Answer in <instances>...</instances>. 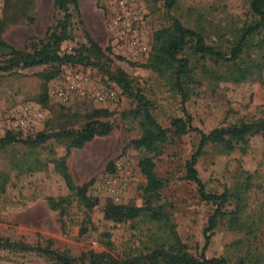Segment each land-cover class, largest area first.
<instances>
[{
	"label": "rangeland",
	"instance_id": "374dc122",
	"mask_svg": "<svg viewBox=\"0 0 264 264\" xmlns=\"http://www.w3.org/2000/svg\"><path fill=\"white\" fill-rule=\"evenodd\" d=\"M176 1L168 10L163 0H79V9H71V39L62 44V51L71 53L94 41L100 50L92 58L113 73H124L151 103L156 121L170 130V141L155 157V171L164 184L155 205L163 207L169 222L155 223L148 217L122 223L105 219L108 204L145 205L147 181L139 167L144 153L128 147L141 136L145 106L105 71L52 63L0 70V138L12 133L27 140L41 133L80 131L94 120L110 123L113 129L83 147L69 139H51L34 148L16 143L0 149V239L31 245L52 241L54 248L73 257L94 251L117 258L149 254L168 243L173 230L193 255L204 252L208 259H225L228 264H264V134L230 152L210 144L198 158L196 169L207 192L229 196L204 251L216 206L203 201L197 185L187 179V165L199 148L200 136L175 135L172 129L174 118H185L183 109L192 126L207 134L264 119V47H258L264 30L244 54L250 63L261 64V72L241 83L221 81L219 74L226 67L207 62L217 72L216 79L197 76L190 98L182 103L171 74L151 65L155 34L177 17L184 26L205 33L209 44L227 46L253 16L251 0ZM58 19L53 0H0V63L11 57L10 48L32 51ZM63 158L75 187L87 186L97 202L92 211L79 206L56 170L53 161ZM61 199L68 208L63 215L51 205ZM232 217L241 221L238 230L231 228ZM83 225L89 231L81 235ZM0 264L55 262L37 253L0 251Z\"/></svg>",
	"mask_w": 264,
	"mask_h": 264
},
{
	"label": "trees",
	"instance_id": "16d2710c",
	"mask_svg": "<svg viewBox=\"0 0 264 264\" xmlns=\"http://www.w3.org/2000/svg\"><path fill=\"white\" fill-rule=\"evenodd\" d=\"M55 9L58 11L59 19L46 37L34 45L32 51H18L11 49V57L0 63V70H13L18 67L32 68L52 63L67 64L71 66L82 65L85 67L105 71L110 79L120 86L123 91L131 97L137 98L139 103L145 106V111L141 114V136L129 142L128 147L135 148L144 153L140 160L139 167L147 184L145 187V205L136 207L131 205L108 204L105 207V219L122 223L136 220L140 217H148L155 223L169 222V215L162 206L155 203L159 200V193L164 184L156 174L155 157L160 153L163 145L170 139V130L163 128L155 119L151 112L150 102L141 93L136 92L131 80L124 73H113L100 59L92 58V53L100 50L99 46L92 40L91 47L81 46L71 53L62 51V44L71 39L72 12L74 7L79 9V0H53ZM168 10L176 7V0H163ZM250 8L253 20L245 24L235 41L227 46L209 44L205 33L191 29L183 25L177 17H172L170 27L158 31L154 38L155 61L151 64L157 71H168L174 78V88L182 96V103L190 98L193 90L192 84L196 83L197 76H210L216 79L217 72L209 69L207 62L226 67L219 80H232L234 83H241L248 80L257 72H261L262 66L259 62L250 63L245 57L255 38L264 30V0H251ZM259 48L264 47L261 42ZM54 74L47 78L53 77ZM185 118H174L172 129L175 135H188L197 133L200 136V145L197 152L192 156L187 165V179L195 183L199 189L200 197L207 203L216 206L211 215L206 229V250L211 236L216 230L219 220L224 216V206L229 202V196L207 192L206 187L199 177L196 165L198 158L203 154L205 148L214 144L224 152L235 150L248 138L264 134V119L256 121L240 122L228 127L216 128L210 133L192 126L191 117L183 109ZM101 112H96L100 115ZM107 113V111H106ZM94 117V116H93ZM110 123L99 120L91 121L83 130L61 131L52 134H39L35 139L21 140L12 133L0 138V149L7 146L22 143L30 147H38L51 139H69L75 147H83L98 136H106L112 131ZM56 170L65 178L66 183L76 196L79 206L86 211H92L97 202L88 195L87 186L75 187L71 174L69 173L66 158L54 160ZM2 180V179H1ZM4 190V185L2 186ZM52 208L61 210L62 215L66 214V201H52ZM87 224L91 223L90 218H86ZM85 225V224H84ZM82 226L80 234L84 235L89 228ZM233 230H238L241 221L237 217L230 219ZM0 251L37 253L48 258L55 264H228L225 259H208L204 252L201 255H193L189 252L186 244L172 230V237L167 243L156 247L149 254L136 257H113L108 253H97L94 251L83 252L79 257H73L69 252L54 248L53 242L46 244L39 243L31 245L22 242H13L9 239H0Z\"/></svg>",
	"mask_w": 264,
	"mask_h": 264
},
{
	"label": "built area",
	"instance_id": "2783aa9c",
	"mask_svg": "<svg viewBox=\"0 0 264 264\" xmlns=\"http://www.w3.org/2000/svg\"><path fill=\"white\" fill-rule=\"evenodd\" d=\"M111 97H114V93H111Z\"/></svg>",
	"mask_w": 264,
	"mask_h": 264
}]
</instances>
